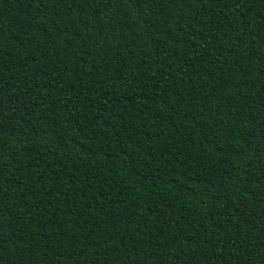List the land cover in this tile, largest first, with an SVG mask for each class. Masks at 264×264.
<instances>
[{"label": "trees", "instance_id": "obj_1", "mask_svg": "<svg viewBox=\"0 0 264 264\" xmlns=\"http://www.w3.org/2000/svg\"><path fill=\"white\" fill-rule=\"evenodd\" d=\"M0 264H264V0H0Z\"/></svg>", "mask_w": 264, "mask_h": 264}]
</instances>
